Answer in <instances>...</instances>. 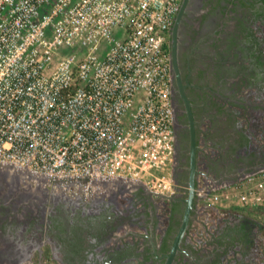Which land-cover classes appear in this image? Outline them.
<instances>
[{
  "label": "built area",
  "instance_id": "1",
  "mask_svg": "<svg viewBox=\"0 0 264 264\" xmlns=\"http://www.w3.org/2000/svg\"><path fill=\"white\" fill-rule=\"evenodd\" d=\"M182 4L0 0V166L72 196L118 182L175 195L168 40ZM205 196L264 209V171Z\"/></svg>",
  "mask_w": 264,
  "mask_h": 264
},
{
  "label": "flooded vegetation",
  "instance_id": "2",
  "mask_svg": "<svg viewBox=\"0 0 264 264\" xmlns=\"http://www.w3.org/2000/svg\"><path fill=\"white\" fill-rule=\"evenodd\" d=\"M168 43L176 194L163 197L132 183L136 191L123 209L114 196L102 201L73 197L43 176L15 172L17 178L0 185V246H13L10 254L26 246L28 254L6 253L1 261L18 264L48 247L63 264H167L191 193L193 151L196 191L200 178L230 181L242 172L238 166L245 157L264 152V146L254 148L257 137L264 141L257 131L264 127V0H187ZM160 208L168 209L166 221ZM243 225L246 237L239 229ZM190 226L172 264H225L223 254L229 252L248 258L256 231H264L262 222L237 213L211 239L212 252L196 254ZM251 240L255 244L244 255Z\"/></svg>",
  "mask_w": 264,
  "mask_h": 264
},
{
  "label": "rangeland",
  "instance_id": "3",
  "mask_svg": "<svg viewBox=\"0 0 264 264\" xmlns=\"http://www.w3.org/2000/svg\"><path fill=\"white\" fill-rule=\"evenodd\" d=\"M246 112L248 116H250L249 118L253 117V113L251 110ZM244 118L247 119V116ZM250 127L251 126L245 124V129H248ZM257 131L259 132V134L264 133V127L261 126V128L257 129ZM257 143L262 146L264 145V141L262 138L257 137ZM7 168H11L10 170L13 171V167H7ZM22 172H27V171H22ZM172 174L174 177L173 168H172ZM203 179H204L203 177L199 179V188H201V186L204 187L203 188L204 190H201L200 192L201 195L203 194L201 197V206H205L207 203L206 202L207 199L204 196V193L205 194L210 193L208 187L203 185L205 183V180ZM126 186H128V188H125ZM16 187H19V185L12 188L16 189ZM135 191L136 190L134 189V187L130 184L122 185L120 183H104L100 185V187L92 195L86 197V199L87 200L99 199L100 201H102L103 198L106 199L109 198V196L110 198L114 196L116 197L115 203H118L120 208L126 209V207H129L130 205L132 192ZM79 196H83V195H78L73 197H79ZM218 205L220 206L221 212H223L222 209H224L225 214L219 215L218 213H215V211L207 210L206 214L202 216L199 215L198 217L196 216L195 221L193 223L191 221V226L188 233L189 234L188 236L191 238L193 243H195L196 247L200 251L204 250L208 254L209 252H212V246L210 245L212 244L210 243L211 239H213L214 236L219 235L220 234L219 232H222L224 224H228V222L231 221L232 216L236 215L237 213L248 215L249 217H251V219H255L256 221L262 222L264 224V209L244 208L241 211V207L236 206L234 203H226V202L215 204L213 206L217 207ZM243 210L245 212H243ZM159 213L161 217L164 218L163 220L166 221V217L168 215V209L160 208ZM44 256H45V259L43 261L44 263L58 264L56 260H54V262L53 260H51L53 259L52 258L53 256L51 254L50 248L49 250H47ZM223 256H224L223 258L225 264H264V231H256V247L248 258L247 257L242 258V255L238 252L236 253L229 252L227 255L223 254ZM196 259L198 261L200 258L196 257Z\"/></svg>",
  "mask_w": 264,
  "mask_h": 264
},
{
  "label": "crops",
  "instance_id": "4",
  "mask_svg": "<svg viewBox=\"0 0 264 264\" xmlns=\"http://www.w3.org/2000/svg\"><path fill=\"white\" fill-rule=\"evenodd\" d=\"M263 146L257 143V145L255 144L254 148L255 147H260L261 148ZM257 151H258V155H254L253 154V155H251V157H248V156L245 157L246 159L244 161H242L241 166H238V167H241V171H242L240 173V175L238 174V176L234 177L230 181H224V182H221V183H216L213 179L209 178L207 180V182H205L203 185L208 187L209 192H213L214 190H220V189H223V188L228 187L230 185H233L236 182H238L239 180H241L242 178H244V177H246V176H248L250 174L259 173L261 171H264V166L263 167L260 166V164L264 163V152H262L261 150H257ZM262 165H264V164H262ZM201 188L198 187V189L196 191L197 192V196L199 198H197V201L194 202V208L192 210V215H191V219L192 220L190 219V225H191V221H192V223L195 221V217L196 216L198 217L199 215L202 216V215L206 214L207 210L215 211V213H218L219 215L225 214L224 209H222L223 212H221L220 206L218 205L216 207V206L211 205V203L209 202L208 199L206 200V202H207L206 205L205 206H201V197H202L203 194L201 195L200 192H201V190H204L203 189L204 187L201 186ZM204 196H205V194H204ZM205 197H207V196H205ZM242 209H244V208L241 207V210ZM243 212H245V211L243 210ZM10 248L12 249L13 246L10 247ZM10 248L9 247L7 248L6 246H0V256H3L6 253L10 254L9 252L12 251V250H10ZM47 248L48 247H44V249H47ZM25 249H26V251H24ZM44 249L42 248V251H40L39 253H38V251L36 252V249H35L30 254V256L28 258L23 259L18 264H38L37 262H39L40 264H46V263L43 262L44 259H45V257L43 256ZM47 250H49V248ZM22 252H26V254H28V250H27L26 246H24V247L23 246H18L17 250L14 251L13 254H10L9 256H12V255L13 256H21ZM36 258H38V259H36ZM52 258L53 259H51V260H53V262H54V260L57 261L56 258H54V257H52ZM57 263L58 264H63L59 260L57 261ZM0 264H6V261H4V260L1 261L0 260ZM9 264H11V263H9Z\"/></svg>",
  "mask_w": 264,
  "mask_h": 264
},
{
  "label": "water",
  "instance_id": "5",
  "mask_svg": "<svg viewBox=\"0 0 264 264\" xmlns=\"http://www.w3.org/2000/svg\"><path fill=\"white\" fill-rule=\"evenodd\" d=\"M187 5V0L185 2V4L183 5V10L185 9ZM183 10L180 11V13L178 14V22L180 21L181 17H182V13H183ZM11 168H7V167H4V166H0V185L2 186L3 184H5V181L8 179V178H17L18 175H16L15 172H18L20 170L16 169V168H13V171L10 170ZM17 188V187H16ZM195 197H196V179H195V153L193 151V173H192V176H191V193H190V196L188 198V204H187V207H186V211H185V215H184V220H183V224H182V227L180 229V232L177 236V239L174 243V246H173V249H172V253L168 256V262L167 264H172L175 257H176V254L180 248V245L185 237V234L187 232V229L190 225V219H191V215H192V210L194 208V202H195Z\"/></svg>",
  "mask_w": 264,
  "mask_h": 264
},
{
  "label": "trees",
  "instance_id": "6",
  "mask_svg": "<svg viewBox=\"0 0 264 264\" xmlns=\"http://www.w3.org/2000/svg\"><path fill=\"white\" fill-rule=\"evenodd\" d=\"M239 229L243 233V235L246 237L247 236V233H248V231H246V227L243 225ZM233 244H234V241L229 243V245H233ZM254 244H255V242L253 240H251L250 243L246 244L247 247L245 248L244 255L248 254L251 251V249H252V247H253ZM194 252L197 254V253L200 252V250L198 249V250H195Z\"/></svg>",
  "mask_w": 264,
  "mask_h": 264
}]
</instances>
